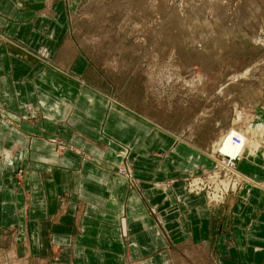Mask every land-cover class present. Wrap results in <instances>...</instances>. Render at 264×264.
<instances>
[{"label":"crops","instance_id":"0c3cea01","mask_svg":"<svg viewBox=\"0 0 264 264\" xmlns=\"http://www.w3.org/2000/svg\"><path fill=\"white\" fill-rule=\"evenodd\" d=\"M71 1L27 0L18 8L13 0H0V141L6 139L12 152L11 172H23L20 185L11 179L5 187L0 164V247L8 246L6 230L14 227L13 236L18 243L23 240L26 253L56 258V264H171V247L182 252L189 248L183 245L208 247L218 264H264V165L259 158L238 164L252 187L212 209L202 197L177 203L182 187L164 186L185 170L208 167L209 158L188 141L175 144L166 157L157 155L164 143L155 131L149 141L155 143L154 155L145 148L139 160L146 163L134 173L139 190L115 172L117 144L140 146L152 131L92 88L35 62L32 54L41 41L21 35L27 25L49 22L58 31L67 22ZM46 2H51V16L36 15ZM58 47L56 40L52 55ZM52 137L67 148L58 151L49 142ZM171 141L165 137L166 148ZM167 158L179 164L165 168ZM156 206L159 225L149 212Z\"/></svg>","mask_w":264,"mask_h":264},{"label":"rangeland","instance_id":"374dc122","mask_svg":"<svg viewBox=\"0 0 264 264\" xmlns=\"http://www.w3.org/2000/svg\"><path fill=\"white\" fill-rule=\"evenodd\" d=\"M25 1L13 0L18 8ZM50 3H44L36 15L51 16ZM70 4L65 10L67 22L58 31L51 22L24 27L23 37L41 41L36 53L27 47L26 52L79 87L92 88L109 105L121 107L152 131L140 146L117 144L119 149L114 150L119 160L115 172L128 187L139 190L134 173L146 163L139 160L145 148L154 155L155 143L149 141L158 131L164 145L157 155L166 157L175 144L185 140L210 161L208 167L200 165L166 180V189L173 182L183 189L177 203L180 198L184 202L202 197L209 209L225 207L243 188H251L253 180L241 174L238 164L259 158L264 165V0H72ZM56 40L59 47L52 55L50 48ZM75 66L82 68L78 72ZM168 136L172 141L166 148ZM226 136L242 145L240 156L231 159L218 153ZM3 139V183L7 187L11 179H17L20 185L23 172H11L12 152ZM49 142L58 151L67 148L56 137ZM250 142L252 148L258 146L256 151H250ZM166 163L175 168L179 161L175 165L167 158L164 167L168 168ZM149 212L159 225V208ZM6 231L8 246L0 247V264H56V258L26 253L23 240L18 243L13 236L14 227ZM183 246L189 248L180 252L177 246L171 247V264H218L208 247ZM186 253L191 257L184 263Z\"/></svg>","mask_w":264,"mask_h":264},{"label":"bare ground","instance_id":"6f19581e","mask_svg":"<svg viewBox=\"0 0 264 264\" xmlns=\"http://www.w3.org/2000/svg\"><path fill=\"white\" fill-rule=\"evenodd\" d=\"M243 143V142H241ZM246 146V145H245ZM221 147V148H220ZM220 147L219 149L217 150L218 153L222 154L223 156H229L231 159L235 158V157H238L240 156L239 154L241 153V150H242V145H239L237 143V141H235L233 138H230V136H226L224 137L222 140H221V144H220ZM253 151H256L257 147L256 148H252V144L250 142V146H249ZM213 154V153H212ZM212 156V155H211ZM222 157V156H221ZM213 158V157H211ZM230 160V159H229ZM224 161V160H223ZM228 162V161H227ZM227 162L225 160V162H223L224 164V167H227ZM222 164V165H223ZM232 169V168H231ZM228 185V184H227ZM226 188V187H225ZM227 189V188H226ZM230 191V190H229ZM213 198V197H212ZM209 202V201H208ZM186 251V250H185ZM191 257L188 253H186L184 256H183V262L184 263H187V258Z\"/></svg>","mask_w":264,"mask_h":264}]
</instances>
